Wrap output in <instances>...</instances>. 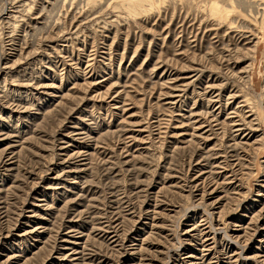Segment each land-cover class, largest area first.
<instances>
[{
  "label": "rangeland",
  "instance_id": "obj_1",
  "mask_svg": "<svg viewBox=\"0 0 264 264\" xmlns=\"http://www.w3.org/2000/svg\"><path fill=\"white\" fill-rule=\"evenodd\" d=\"M208 1L0 0V264H264V7Z\"/></svg>",
  "mask_w": 264,
  "mask_h": 264
},
{
  "label": "bare ground",
  "instance_id": "obj_2",
  "mask_svg": "<svg viewBox=\"0 0 264 264\" xmlns=\"http://www.w3.org/2000/svg\"><path fill=\"white\" fill-rule=\"evenodd\" d=\"M258 2V3H257ZM257 2L256 3H249L248 1H246V0H210V1H208V4L206 5V12H207V14H210L211 15V17H213V19H217L218 20V22L222 25V24H224L223 22H229V25L228 26H233V24L235 23V22H233V18H231L232 16H234L235 14H236V10H237V8H243V7H245L244 8V10L245 9H247V10H250V13H253V11H255V13H259L262 9H261V7H264V0H257ZM142 10H145V7L144 8H141V10L140 11H142ZM246 10V11H247ZM140 11H138V12H140ZM246 11H244L245 13H243V14H246ZM243 12V11H242ZM254 14V13H253ZM255 15V14H254ZM209 16V15H208ZM241 16V15H240ZM256 16V15H255ZM242 18V17H241ZM246 18V17H245ZM260 18V17H259ZM256 19V18H255ZM216 20V21H217ZM262 20V19H261ZM258 22V21H257ZM227 23H226V25H227ZM219 24V25H220ZM241 24V23H240ZM251 25V24H250ZM257 25V24H256ZM255 25V26H256ZM254 26V27H255ZM222 27V26H221ZM226 27V26H225ZM257 27V26H256ZM261 27V28H260ZM226 28H228V27H226ZM226 28H225V30H226ZM232 28V27H231ZM236 28V27H235ZM247 28V27H246ZM245 28V29H246ZM216 29H217V27H216ZM239 29V28H238ZM242 29V28H241ZM233 30H235V29H231V31H233ZM256 30V29H255ZM264 31V17H263V20L261 21V26L259 25V29L257 28V31ZM219 32V31H218ZM222 32V31H221ZM223 32H224V30H223ZM228 32V31H227ZM251 32H254V30L253 31H251ZM228 34V33H227ZM256 34V33H255ZM226 35V34H225ZM245 35V34H244ZM230 36H228V38H229ZM256 37V36H255ZM243 38V37H242ZM230 39V38H229ZM228 39V40H229ZM251 41V40H250ZM239 42V41H238ZM254 42V41H253ZM228 43H229V41H228ZM231 43H233V42H231ZM255 43H256V41H255ZM250 44H251V42H250ZM244 45V44H243ZM252 47L250 48L251 49V51H252V55L254 54V56H255V53H256V51H257V49H258V45H256V44H253L252 43ZM227 48H228V51L230 52V53H232V47L230 48L229 46H227ZM241 49L243 48V46L242 47H240ZM239 47H237V49H240ZM250 49H248L249 51H250ZM242 51V50H241ZM237 52H240V51H238L237 50ZM243 52V51H242ZM245 52V51H244ZM243 52V53H244ZM247 52V51H246ZM243 53H236V54H234L233 56H235L236 55V59L237 60H239V58H241V56H242V54ZM249 53V52H248ZM227 54V53H226ZM229 55V54H228ZM241 55V56H240ZM235 59V60H236ZM222 60V59H221ZM235 63H237L236 61H235ZM219 68V67H218ZM231 69V68H230ZM250 79V80H249ZM247 80H248V82H245V83H247V84H249L250 85V83H252V82H250V81H252L251 80V78H247ZM246 80V81H247ZM248 85V86H249ZM250 87V86H249ZM230 96V95H229ZM228 96V97H229ZM220 97V96H219ZM231 97V96H230ZM229 97V98H230ZM211 98V97H210ZM204 99V98H203ZM212 99V98H211ZM225 100V99H224ZM220 101V100H219ZM250 101V100H249ZM215 102V101H214ZM264 104V103H263ZM210 105V104H209ZM224 108H226V107H224ZM216 116H217V114H216ZM206 118V117H205ZM206 121V120H205ZM221 122H223V121H221ZM234 122V121H233ZM225 123V122H224ZM227 123V122H226ZM225 123V124H226ZM229 123V122H228ZM196 124V123H195ZM230 124V123H229ZM227 125V124H226ZM223 126H225V125H223ZM235 127V126H234ZM195 129V128H194ZM224 129V128H223ZM197 130V129H196ZM195 130V131H196ZM202 130V129H201ZM232 131H234V130H232ZM236 132H238V131H236ZM224 133H225V131H224ZM231 133V132H230ZM239 133V132H238ZM236 135V134H235ZM233 136V135H232ZM193 137V136H192ZM203 137V136H202ZM229 137V136H228ZM232 138V137H231Z\"/></svg>",
  "mask_w": 264,
  "mask_h": 264
}]
</instances>
